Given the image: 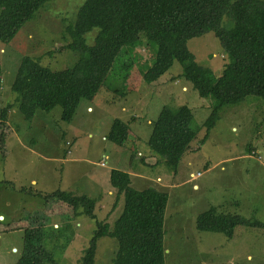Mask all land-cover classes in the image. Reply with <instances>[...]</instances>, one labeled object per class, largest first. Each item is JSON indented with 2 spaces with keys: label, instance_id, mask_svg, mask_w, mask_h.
<instances>
[{
  "label": "rangeland",
  "instance_id": "rangeland-1",
  "mask_svg": "<svg viewBox=\"0 0 264 264\" xmlns=\"http://www.w3.org/2000/svg\"><path fill=\"white\" fill-rule=\"evenodd\" d=\"M83 1L51 0L9 43H0V106H13L0 126V264H15L26 252L24 231L37 228L28 222L35 215L43 219V247L57 264H78L95 220L112 225L122 211V197L111 210L116 197L109 184L111 169L129 172L135 189L154 187L167 193L164 264H264V229L237 226L227 238L195 227L197 215L209 207L264 224V100L247 97L223 106L202 142V123L212 100L201 98L179 77L176 61L146 84L141 73L150 66L153 52L141 36L135 50H122L100 91L91 101L81 100L69 122L61 120L59 106L38 111L31 121L20 115L16 95L9 90L20 59L36 58L53 71L71 68L77 56L64 48L70 41L65 27L74 22ZM230 25L224 18L223 26ZM96 33L93 29L84 35L86 44H93ZM187 48L214 76L230 61L211 32L192 38ZM183 105L193 116L196 138L174 170L157 164L146 142L161 108ZM114 119L128 128L121 146L107 140ZM196 173L200 176L191 179ZM56 190L95 199L96 219L80 215L67 221L54 212L58 204L37 195ZM116 248L115 239L100 238L94 264H111Z\"/></svg>",
  "mask_w": 264,
  "mask_h": 264
},
{
  "label": "trees",
  "instance_id": "trees-1",
  "mask_svg": "<svg viewBox=\"0 0 264 264\" xmlns=\"http://www.w3.org/2000/svg\"><path fill=\"white\" fill-rule=\"evenodd\" d=\"M50 1L0 0V43H9ZM224 18L231 22L230 26H223ZM93 29L97 33L93 44L88 45L84 35ZM209 32L230 60L219 76L198 64L187 48L189 40ZM65 34L70 41L64 48L77 56L71 68L53 71L41 66L36 58L20 59L9 90L16 95L17 110L25 121H31L38 111L49 112L59 106L61 120L69 122L79 102L91 101L100 91L122 50H135L141 36L153 52L150 66L141 73L146 84L159 79L176 61L181 66L179 77L190 83L201 98L212 100L210 113L202 123V142L223 106L240 104L247 97L264 100L263 0H84L77 8L74 22L65 27ZM11 107L12 104L0 106L1 127ZM192 119L185 105L161 108L146 142L157 164L176 169L196 138ZM127 135L126 124L114 119L107 140L121 146ZM0 139H4L2 131ZM108 176L116 192L111 210L122 197V211L112 225L95 220L96 228L78 264H94L96 244L102 237L113 238L117 243L111 264H164L167 193L154 187L135 189L128 173L121 170L111 169ZM37 195L45 202L58 204L54 212L65 215L67 221L80 215L96 219L93 198L61 190ZM28 222L37 228L24 231L26 252L15 264H57L43 247L41 216L35 215ZM237 226L264 229V224L257 220L223 213L218 207L199 213L195 221L198 231L220 233L227 238L232 237Z\"/></svg>",
  "mask_w": 264,
  "mask_h": 264
},
{
  "label": "built area",
  "instance_id": "built-area-1",
  "mask_svg": "<svg viewBox=\"0 0 264 264\" xmlns=\"http://www.w3.org/2000/svg\"><path fill=\"white\" fill-rule=\"evenodd\" d=\"M103 159H105V160H106V159H107V157L105 156V157H103ZM103 163H104V162H103ZM104 164H105V163H104ZM199 176H200V173H196L195 175H193V174H190V178H191V179H193V180H194V179H196V178H197V177H199Z\"/></svg>",
  "mask_w": 264,
  "mask_h": 264
},
{
  "label": "crops",
  "instance_id": "crops-1",
  "mask_svg": "<svg viewBox=\"0 0 264 264\" xmlns=\"http://www.w3.org/2000/svg\"><path fill=\"white\" fill-rule=\"evenodd\" d=\"M90 110V109H89ZM125 172V171H124ZM126 173H128L129 174V172H126ZM132 175H134V174H132ZM129 176H130V174H129ZM135 176H140V178L142 177V175H137V174H135ZM157 179H159V178H156V180ZM131 180V179H130ZM112 191H114V189H112ZM112 191H108V194H112Z\"/></svg>",
  "mask_w": 264,
  "mask_h": 264
},
{
  "label": "water",
  "instance_id": "water-1",
  "mask_svg": "<svg viewBox=\"0 0 264 264\" xmlns=\"http://www.w3.org/2000/svg\"><path fill=\"white\" fill-rule=\"evenodd\" d=\"M195 188V187H194ZM1 218V217H0Z\"/></svg>",
  "mask_w": 264,
  "mask_h": 264
}]
</instances>
